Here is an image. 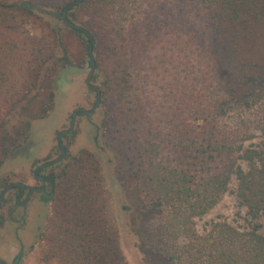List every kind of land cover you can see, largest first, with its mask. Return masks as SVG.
<instances>
[{
  "label": "trees",
  "instance_id": "trees-1",
  "mask_svg": "<svg viewBox=\"0 0 264 264\" xmlns=\"http://www.w3.org/2000/svg\"><path fill=\"white\" fill-rule=\"evenodd\" d=\"M130 3L183 9L209 45L172 29L133 37L134 24L119 21ZM30 22L39 24L38 35L24 29ZM64 35L84 48L89 83L100 78L94 89L106 111L99 130L111 142L123 138L130 168H141L152 193L151 208L140 199L136 207L145 220L159 216L155 235L168 248L158 264H264V0L0 1V168L53 108L58 72L73 65ZM230 44L262 51L232 80L216 52ZM57 148L61 154L60 142ZM33 175L45 180L39 192L0 176V225L16 209L23 218L39 195L53 206V247L43 263L120 264L91 155L66 154ZM225 194L234 199V218L212 220L198 233L195 220Z\"/></svg>",
  "mask_w": 264,
  "mask_h": 264
},
{
  "label": "rangeland",
  "instance_id": "rangeland-1",
  "mask_svg": "<svg viewBox=\"0 0 264 264\" xmlns=\"http://www.w3.org/2000/svg\"><path fill=\"white\" fill-rule=\"evenodd\" d=\"M0 1L14 3L20 0ZM30 1L47 6L62 0ZM125 9L126 11L119 15V21L126 28L131 26L130 24H134L133 37L136 30L141 36L149 39L165 30L172 29L179 31L183 35L190 36L199 46L205 47L209 45L208 39L198 21L183 9L169 5L145 3H130ZM50 23L53 29L55 27L60 29V24L57 21L51 20ZM24 29L29 31L28 34L38 35L40 33L38 23L30 22L24 26ZM63 40L66 49L71 55L73 65L67 66L58 72L54 86L53 108L45 119L36 121L33 124L31 135L24 144V152H27V155H13L7 158L0 168V176H8L12 182L21 180L25 182L24 184L38 186L39 182L33 179L31 173L34 165H41L55 158L59 160V157L61 158L66 154L75 156L85 152L91 155L98 168L101 180L103 218L107 225L111 226L116 232L118 246L122 255L120 264H158L156 257L160 254L161 257H164V252L168 248L162 238L157 241L155 235V231L158 229L159 216L153 213L148 220H145L137 212L139 206L136 207L137 200L140 199L144 203L149 204L151 208L152 193H150L144 181L141 168L137 165L130 168L128 152L125 145L122 144L123 138L120 140L122 142L119 141L118 143V140L111 142L106 140L103 136L105 133L99 130L106 109L100 107L98 101V107L94 109L93 113L76 115L71 121V116L75 110L84 109L89 111L93 109L96 95L87 85L89 68L87 63L84 64L82 60L84 48L72 36L64 35ZM258 49L256 46L246 44L243 45V48L238 49L236 44H230L224 48L219 47L216 52L220 57V63L225 74L232 80L233 77L237 78L239 76L244 66L242 64L246 62L248 57L254 59L262 55V51ZM245 70L243 71L246 72ZM253 71L255 70L251 69L248 74L254 73ZM89 84L93 86L99 85L100 78ZM96 127L98 128V134L96 133ZM68 129H70L69 132L72 134L68 132L65 137L60 135V143L64 148V154L62 155L63 152L60 154V149L57 148L59 142L57 135L62 131L67 132ZM95 136H97V140H94ZM31 202L32 200L28 203L23 218H21V209H16L15 214H13V218L21 219L18 223L12 222V225L18 229L17 235L22 234L18 227H23L25 224L32 229L30 241L23 245L22 257L18 260V264H56V260H50L45 263L41 261L44 256L50 257L52 252L53 244L51 240L54 233L51 229H47V226L53 206L51 203H47L43 209V220L38 217L40 212L35 211L31 222H28L27 210ZM128 205L131 207L129 210L126 208ZM234 212V199L230 194H225L209 213L195 220V229L200 233L208 222L220 218L231 221L234 218ZM8 222V217L4 215L0 226L2 247L4 245L3 242H5L2 232ZM182 242L181 238L171 241L170 248L173 249ZM13 258L7 264H12Z\"/></svg>",
  "mask_w": 264,
  "mask_h": 264
},
{
  "label": "crops",
  "instance_id": "crops-1",
  "mask_svg": "<svg viewBox=\"0 0 264 264\" xmlns=\"http://www.w3.org/2000/svg\"><path fill=\"white\" fill-rule=\"evenodd\" d=\"M16 182H22L21 180H18ZM22 183H25L24 181ZM27 183V182H26ZM29 185V184H28ZM43 207L40 203L36 201H32L28 206V213H27V220L28 222H31L33 218V213L35 211H39L40 215L39 218L43 220L44 213H43ZM39 214V213H38ZM24 228V229H23ZM15 227L12 225L11 222H8V225H5L4 231L2 232V237L5 239V242H0V261L9 262L18 252V242L16 235L14 233ZM21 235H18L23 243L25 245L27 242H29V238L32 235V229L29 227V225H24L22 227ZM1 238V235H0ZM4 241V240H3Z\"/></svg>",
  "mask_w": 264,
  "mask_h": 264
},
{
  "label": "flooded vegetation",
  "instance_id": "flooded-vegetation-1",
  "mask_svg": "<svg viewBox=\"0 0 264 264\" xmlns=\"http://www.w3.org/2000/svg\"><path fill=\"white\" fill-rule=\"evenodd\" d=\"M90 74L91 73H89L88 74V76H87V85H88V87H89V89L90 90H92V91H94L95 92V86H93V85H90L89 84V81H88V78H89V76H90ZM95 95H96V92H95ZM98 101H99V99H98V96L96 95V102H95V105H94V107H93V109H91V110H89V111H86V110H84V109H77V110H75L74 112H73V114H72V116H71V121H73V118L76 116V115H81V114H78V112L80 111V110H82V111H84L85 113H86V115H88V114H91V113H93L95 110V108H97L98 106H97V104H98ZM71 123H73V122H71ZM70 129H68L67 131H69ZM62 132H64V131H62ZM96 133L98 134V129H97V127H96ZM96 134V135H97ZM94 140H97V136H95L94 137ZM24 148H25V145L24 146H22L18 151H16L13 155H27L26 153L27 152H24ZM63 152V151H62ZM61 156V155H60ZM60 158V157H59ZM54 160V159H53ZM53 160H51V161H49V162H45V163H43V164H41V165H35L36 167H38V166H43V165H45V164H47V163H51V162H55V161H53ZM34 166V167H35ZM33 167V168H34ZM32 177H33V179L34 180H37L38 182H39V185L38 186H34V185H28V184H25V185H27V186H29V188H31L32 189V191H34V192H39L40 191V189H42L43 188V186H44V184H45V180L43 179V175H33V169H32ZM3 197V196H2ZM32 201H36V202H38V203H40L41 205H42V207L43 208H45V206L47 205V203L46 202H43L40 198H39V195H37V197H34L33 199H32ZM26 212V210L24 211V213ZM40 215V214H39ZM39 215H38V217H39ZM21 220V219H20ZM20 220H19V218L18 219H14V218H9L8 219V221L9 222H16V223H18V222H20ZM1 226V225H0ZM19 228V230H21L22 231V227H18ZM17 228L15 227V230H14V233H15V235H16V238H17V242L19 243L18 244V252H19V250H20V252H19V254L18 255H15L14 256V260H13V263L12 264H18V260H20V258L22 257V252H23V250H22V247H23V243H22V241H21V239H20V237L17 235ZM17 252V253H18ZM7 263H9V262H5V261H0V264H7Z\"/></svg>",
  "mask_w": 264,
  "mask_h": 264
},
{
  "label": "water",
  "instance_id": "water-1",
  "mask_svg": "<svg viewBox=\"0 0 264 264\" xmlns=\"http://www.w3.org/2000/svg\"><path fill=\"white\" fill-rule=\"evenodd\" d=\"M57 139H58V141L60 142V134L57 135ZM63 154H64V151H63L62 155H63ZM62 155H61V156H62ZM57 160H58V158H55L53 161H57ZM2 196H3V195H2ZM1 198H2V197H1Z\"/></svg>",
  "mask_w": 264,
  "mask_h": 264
}]
</instances>
